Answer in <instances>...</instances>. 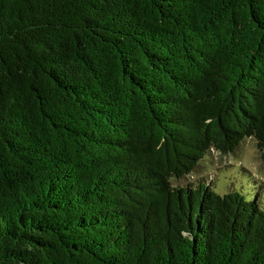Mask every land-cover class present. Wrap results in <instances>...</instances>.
<instances>
[{
    "label": "trees",
    "instance_id": "obj_1",
    "mask_svg": "<svg viewBox=\"0 0 264 264\" xmlns=\"http://www.w3.org/2000/svg\"><path fill=\"white\" fill-rule=\"evenodd\" d=\"M246 138L264 0H0V264H264L253 191L170 182Z\"/></svg>",
    "mask_w": 264,
    "mask_h": 264
},
{
    "label": "rangeland",
    "instance_id": "obj_2",
    "mask_svg": "<svg viewBox=\"0 0 264 264\" xmlns=\"http://www.w3.org/2000/svg\"><path fill=\"white\" fill-rule=\"evenodd\" d=\"M202 163L198 170L189 175L171 180V185L197 186L203 183L220 194L234 189L242 194L253 191L260 204L264 205V160L252 138L242 141L235 153H213Z\"/></svg>",
    "mask_w": 264,
    "mask_h": 264
}]
</instances>
